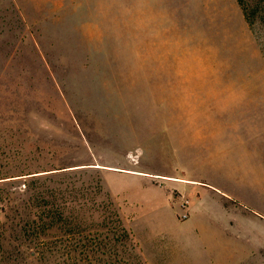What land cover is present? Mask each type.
I'll return each instance as SVG.
<instances>
[{"label": "rangeland", "instance_id": "obj_1", "mask_svg": "<svg viewBox=\"0 0 264 264\" xmlns=\"http://www.w3.org/2000/svg\"><path fill=\"white\" fill-rule=\"evenodd\" d=\"M233 102L264 104V23L237 0H0V264L14 247L17 264H66L78 235L31 236L55 211L119 220L143 264H264L250 214L245 254H205L179 219L201 193L179 169L221 124L209 104ZM206 194L231 230L232 206Z\"/></svg>", "mask_w": 264, "mask_h": 264}, {"label": "crops", "instance_id": "obj_2", "mask_svg": "<svg viewBox=\"0 0 264 264\" xmlns=\"http://www.w3.org/2000/svg\"><path fill=\"white\" fill-rule=\"evenodd\" d=\"M209 110L225 112L217 120L221 124L209 126V146L200 143L190 147L189 171L179 169L183 181L201 190L198 199L190 201L191 238L207 251L205 254H245L246 234L239 225L245 214L264 223V104H209ZM209 191L232 206L230 212L237 216L234 222L228 214L219 213L225 218L222 226L231 230L218 228L220 219L215 220L214 215L219 211L205 209L201 194L209 195Z\"/></svg>", "mask_w": 264, "mask_h": 264}, {"label": "trees", "instance_id": "obj_3", "mask_svg": "<svg viewBox=\"0 0 264 264\" xmlns=\"http://www.w3.org/2000/svg\"><path fill=\"white\" fill-rule=\"evenodd\" d=\"M247 24L252 28L257 23H264V0H237ZM46 219V221H45ZM39 231H33V240H39L48 229L59 227L69 237L78 235L79 239L72 248V253L67 257L66 264H143L137 254L133 235L126 230L119 220L114 223L104 219L101 223L87 220L75 223L63 217V212H49L45 218H40ZM104 230V231H103ZM112 233L113 237L104 235ZM1 238V237H0ZM72 238L70 241L75 240ZM33 240L31 242H33ZM45 251L42 252L43 259H51L53 242L38 243ZM2 245L0 243V249ZM5 262L17 264L18 257L22 258L23 252L17 247L12 251H5ZM29 258H36V252H30Z\"/></svg>", "mask_w": 264, "mask_h": 264}, {"label": "built area", "instance_id": "obj_4", "mask_svg": "<svg viewBox=\"0 0 264 264\" xmlns=\"http://www.w3.org/2000/svg\"><path fill=\"white\" fill-rule=\"evenodd\" d=\"M180 214L179 219L181 221H186L190 218L191 212H190V201L188 199H184L180 202Z\"/></svg>", "mask_w": 264, "mask_h": 264}]
</instances>
